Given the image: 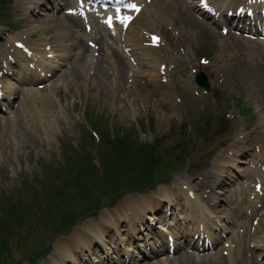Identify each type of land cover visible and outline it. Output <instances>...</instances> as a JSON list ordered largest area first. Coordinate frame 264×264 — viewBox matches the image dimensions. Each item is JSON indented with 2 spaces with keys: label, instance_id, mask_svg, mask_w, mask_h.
Here are the masks:
<instances>
[{
  "label": "rangeland",
  "instance_id": "1",
  "mask_svg": "<svg viewBox=\"0 0 264 264\" xmlns=\"http://www.w3.org/2000/svg\"><path fill=\"white\" fill-rule=\"evenodd\" d=\"M151 4L152 8L150 7L149 11L143 12L142 9L138 14V21L131 19V28L128 32L131 31L133 36V27L137 31L141 23L148 21L155 28L152 31L157 32L164 40L165 44H161V49L167 50L171 55L160 68L162 75L167 70L168 77L166 81L161 80L162 84L167 85L163 87L162 92H158L156 88H151L148 84V81L159 80L155 76L159 70L158 65L152 67L149 57L147 56L148 60H145L137 52L135 59L138 60V66L126 51L128 47H124L125 33L122 31L108 32L104 24H97V29L89 31L92 35H87L79 20L66 17L65 1L58 15L54 16L51 13L54 11L51 5H46L43 10L42 8L40 10L44 11L48 8L51 11L42 13L39 10L41 15L36 16L33 23L29 24L24 19L18 0H0V81L7 82L4 76L8 73L11 82L18 85L14 79H17V69L23 70L24 39L31 42L43 40L48 43L47 46L50 45L55 51L52 65L57 66L56 73L54 74V71L48 73L50 78L46 79L41 87L35 88L34 92L27 91L23 87H14L16 98L10 100L9 104L2 101L4 107H1L4 111L0 112V228L2 230V233L0 232V264H90V260H97V264H108L109 261H111L110 264H159L158 261H164L161 257H166L165 251L152 254L148 250L154 246V241L161 244L156 236L160 233L159 228L171 227L175 233L188 232L191 229V225L184 222L189 219L186 215L188 214V203L191 205V201H186V197L180 194L178 187L174 185L175 182L186 178L194 194L200 195L203 193L200 189L201 181H205L206 186H210L222 179L221 173H216L217 176L215 173H210L211 166L218 156L228 154L231 148L233 150L231 149L230 152L240 151L238 143L235 142V136L238 133L247 139L246 142L242 139L243 142L240 143V146L244 143L245 151L239 157L241 162L237 164L240 170L247 166L249 161L258 162L260 157L262 160L263 153L259 152L261 146L258 147L257 143L258 134L263 128L258 105L263 104L264 108V99L255 80V73L261 70L262 75L259 80L264 79V64L248 62L249 53L244 54L243 51L235 53L236 50H240L238 47L237 49L226 47L225 41L228 37L222 36L217 30L199 20L187 0H151ZM37 12L33 13L34 17ZM55 19L59 20L54 21ZM93 23L90 27H93ZM45 25H47V31L43 33L42 27ZM103 44L109 46L111 54H118L117 56L111 55V61H116L119 67L117 69L115 66L118 70L115 74L103 56ZM69 47L67 58H63L65 61H62V53L59 50ZM221 54L224 60L232 58V62H238V64H233V71L225 73L221 70L225 63H219ZM260 60L264 61L261 50ZM167 62L170 63L167 64ZM126 64L132 71L129 74L130 78H127ZM13 70L15 75H12ZM198 71L206 72L210 77L208 92L197 88L194 83L193 78ZM113 77H116L115 80ZM2 88L0 84V90ZM45 100H48L50 105L44 103ZM85 113H88L90 119L97 120L101 128L110 132L121 131L120 135L123 136L121 143L124 146L122 147L121 144L114 147L107 146V148L98 146V151L94 150L92 140L87 134V132L93 134V131L90 130L89 120ZM148 117L153 121V123L150 122L151 128L147 125ZM194 123L201 132L208 131L210 144L201 152V155L198 154L199 152L195 154L196 145L200 142L196 137L189 136L191 146L188 147L185 142L178 150L180 151L178 158L183 153L185 155L182 157L185 167L183 171L172 167L175 171L168 178L167 183L161 184V179L168 172L163 166L168 162L164 163L160 157L158 160L163 162V165L157 167L155 163L153 179H148L149 182L143 185L144 189L141 187L137 191L127 192L112 199L109 201L110 205L99 209L90 218L81 219L77 225L73 224L66 230L57 232L62 222L70 220L69 216H61L58 222H53L63 211L64 207H61L51 221L40 225L38 221L43 220L34 219V216H31L29 222L33 230L23 229L24 195L34 194V189L52 187V181L55 180L60 181L59 187L63 190L68 186L66 179L69 177L66 171L71 169V166L61 174L55 172L62 169L57 164L61 158V145H66V149L73 147L75 153H79V160H75L74 164L77 163L84 170H89L85 163L90 164L93 161L97 167V171L91 170L94 176L101 175L99 167L102 169L109 167L112 178L126 174L124 181L121 177L114 181L109 180L106 188L108 186L113 188L114 183H118L121 186H127L129 190H134L142 184L135 181L128 182V178L134 174L132 169L138 167L132 160L142 157L139 145L149 147L153 144L155 136L168 137L169 129L171 132L174 129L173 137L178 135L176 133L180 128L191 130ZM137 128L143 130V132L140 131L139 138L137 139L135 135L131 137L134 142L126 144V140L131 138L122 130L130 132L131 135ZM95 138L98 142L99 138L97 136ZM229 138L233 142L223 150ZM233 145L238 148H234ZM78 146L81 147L78 148ZM141 147L146 151V148ZM159 148H154L153 151L157 153L155 149ZM129 149L131 154L126 159L125 155ZM190 151L193 153L187 157L186 154ZM204 152L209 155L214 152L213 155L216 153L218 155L215 159L212 155L209 161V159L205 160ZM155 155L152 154L153 158ZM262 161L264 163V156ZM99 163H101L100 166ZM226 168L228 167H225V170ZM188 169L190 170L187 171ZM244 176L251 184L257 180L249 172ZM223 178L219 187L222 193L225 187L230 185L225 179L226 172L223 173ZM86 179L89 181L88 184L95 185L89 175ZM169 187L170 193L166 189ZM158 189L166 190L165 193L176 196L171 199L160 198ZM234 190L235 186L231 188L227 196L235 195ZM239 190L237 194L239 201L237 200L233 206V214L230 216L238 220L236 223L229 220L226 235L222 236V240L229 239L228 231L232 227L236 232L235 240L240 239L245 233L244 228H238L241 221L246 222L250 230L257 225L255 224L257 218L249 221L246 219V189L239 187ZM208 191L210 189L206 190ZM127 198L128 202L142 209L144 208L141 203L144 200L154 201L157 198L160 202L155 201L153 206L146 207L147 212L144 217L142 216L145 211L138 212L136 209L126 212L113 224L101 226L99 239L89 233L82 240V244L72 246L66 253H58L57 243L59 241L69 239L87 222L99 226L102 222L100 216L106 211L118 210ZM104 200L108 201L109 196L106 195ZM236 207L242 209V214L238 218L234 216ZM258 210L261 211V215L264 214V203ZM50 211L56 212V210ZM6 214L8 215L7 220L2 221ZM177 220L182 224L177 223L176 225ZM130 228H133L135 232H132ZM149 236L152 238L148 242L143 241ZM135 238H137L136 241L133 240ZM193 242L200 247L203 245L202 241L186 239L175 255H169L173 258H169L168 263L179 264L177 261L181 259L185 263L188 262L187 264H190V260L191 263L194 260L197 264H230L229 261L235 262L237 259L236 253L230 254L228 258L224 254H222L223 257H217L220 254L217 253V249L212 252L204 249L199 251L187 249ZM147 243L149 247L145 248ZM160 244L153 248L157 250ZM249 245L248 249L254 252L252 244ZM231 250L232 245L226 243L221 253ZM142 253L146 259L138 263L136 258L138 255L141 257ZM53 254H55L56 263L52 261ZM251 255L249 251L240 254L243 259L249 260L248 262L252 261ZM263 259L264 257L259 261ZM255 261L254 258V262L248 264H257Z\"/></svg>",
  "mask_w": 264,
  "mask_h": 264
},
{
  "label": "bare ground",
  "instance_id": "2",
  "mask_svg": "<svg viewBox=\"0 0 264 264\" xmlns=\"http://www.w3.org/2000/svg\"><path fill=\"white\" fill-rule=\"evenodd\" d=\"M122 1H126L127 3H128V1H134L137 4L138 3H143V1H141V0H122ZM191 1H192L193 4H196V3L198 4V2L200 3L202 0H191ZM214 1H216V2H222V0H210V2L215 5V2ZM228 1L235 2V1H244V0H228ZM18 5L20 7H22L21 10H23L24 16H26V18L30 22H32V19L34 17V14L33 13L39 11L41 8L45 7L46 5L47 6L48 5H51V7H52V9L54 11H57L58 10V7L61 6V4L59 3V0H18ZM126 7L124 9H126ZM72 8L74 9L75 12H79V10H80L76 6V4L74 3V0L72 2ZM146 8H147V5H145L144 10ZM147 11H149V10H147ZM150 12H151V10H150ZM148 17H150V15H148ZM136 21H138V15L136 17ZM81 22L84 25H87L88 24L87 17H81ZM162 22H164V21H162ZM96 24H99V22L96 21ZM96 24L94 25L95 28H97V25ZM130 28H131V26L129 27V29ZM138 29L139 30L135 31V27H133V29H132V32L134 33L133 36L131 35V31H129V32L126 31L125 36H124V43H125V46L124 47H128L129 48L130 56L134 55L135 54V51L137 50V51L143 53V54H140V55L145 60H148L147 59V56L149 57V59L152 62V63L150 62V65H152V67L158 65L159 70H157L155 76L158 77L159 80L157 79V81H155V80L148 81V84H149V86L151 88H156V90H158V92L159 91L162 92L163 91V87L164 86H167V85L166 84H162L161 83V80L163 78L168 79V77H167V70H165V74L162 75L161 69H160L161 67L160 66L163 63H166V61L169 60V56L171 54L167 50L163 51L161 49V44H165L163 39H161V41H160L161 43L159 42V46L157 45V43L153 44V42L151 41V35L153 33L157 35V32H153L152 31L155 28H154V26H152L151 23H149L148 21H146L144 23H141V25H139V28ZM42 31H43V33H45L47 31V25H45V26L42 27ZM115 32H118V31L117 30H114L113 33H115ZM87 35H92V33H89ZM24 40H23V47L26 50H29L28 55L31 56L29 59L28 58L27 59L30 60V61H32L31 63H33V66H32V69L27 68V67L24 68L23 69V72H21V73L18 74L17 79L19 80V79H22V78H27L29 76H31V79H35L36 78V74H37L36 71L39 70V71L42 72V71L45 70L44 69L45 68L44 65H46V63L49 61L46 58V55L49 54V53H51V52H46L44 50V48H41L42 45L43 46L44 45H48V43L43 42V40H40L39 42L38 41L37 42H31V41H24ZM103 47H104V55L103 56L106 58V60H107V62L109 64L110 69L113 70L114 71V74H115V71H118L117 69H119V67H118V64H117L116 61H111V55L117 56L118 54L117 53H112L111 54L109 52V46H106V44H103ZM59 51L62 53L61 56L64 59H66L67 58V53L70 51V47L69 48H65L63 50H59ZM261 55H262V59L264 60V48L261 49ZM134 61L137 62L138 60L134 58ZM169 63L170 62H167V64H169ZM87 64H88V62H87ZM137 65L139 66V63L138 62H137ZM115 66L117 67V69H115ZM126 66H127V70H126L127 71V78H130L129 74L132 71H131L130 67L127 64H126ZM102 74H104V73H102ZM120 75H121V73H120ZM115 78H114V80H115ZM95 79H96V77H95ZM5 83H7V84H5ZM3 85L5 86V89H6L4 91L5 92V97H4V100L3 101L6 102L7 104H9V101L12 100V99H14V97L16 95V90H15L14 87L20 88V86H18V85L16 86L14 83L11 82V80H7V82L5 80H3ZM27 89L32 90L31 87H29ZM165 94H166V92H165ZM44 103L50 105V103L48 102V100H45ZM258 110L260 111V121L262 123V127L263 128H262V131L260 132V135L258 136L259 139H258V142L257 143H260V146H261V148H262V150L264 152V108L262 107V105H258ZM242 139H243V135L241 133H238V135L235 136V142L238 143L237 144L238 147H241L240 146V143L243 142ZM124 141H125V139H124ZM237 146L233 145L234 148H238ZM238 154H239V152L238 153L237 152H231L232 158L230 157L229 153L228 154L224 153L221 156H218L217 159H216V161H215V163L211 166L212 169H211V172L210 173H212L214 171L215 172L223 173V172L226 171L225 170V167H228V168H226L227 170H231L232 169L231 166L230 165H227L225 162H228L229 161L230 164H232L233 161L235 162V160H232V159L235 158L236 155H238ZM262 160H263V156H262ZM262 160H261V157H260L258 163L264 166V163H263ZM142 173L143 174H147V172H145V171H142ZM216 176H217V174H216ZM174 185H176L178 187V190L182 192L181 194L184 196V198L186 197V201H189V200L191 201V205L192 206L189 207L187 217H190V218H193V219L196 220V223H194V226H195V231L196 232L198 231L199 235L201 234L200 230H202V229H204V232L205 233H207L208 235H210L207 232V231H209L211 233L210 224L211 225L220 226L221 229H222V231H224L223 230L224 229V226L220 222L222 220L221 213H224L225 214V218H226V216H227V210L224 209V211H223V209H221L222 210L221 211L219 209V207H217L218 206L217 203H220L221 202V199H220L221 195H220V193H218L216 195V194H214L212 192L211 193L209 192L205 196L206 200H204V199H201L199 196H196L194 194L193 188L190 186V184L186 180V178L175 182ZM166 189L168 190L170 188H166ZM247 189H248V185H247ZM157 191L159 192V197L160 198L171 199L173 197L172 194L169 195V194L165 193L166 190L158 189ZM167 192L170 193V190H168ZM204 194H206V193H204ZM259 197H260L259 195H256L255 196V200L258 199ZM139 201H142V199H139ZM155 201L157 203L160 202V200L157 199V198L154 201L144 200L143 203H141L142 204V207L144 208V209H142L138 205H133L132 203L128 202V199H125L124 202L119 206V209L118 210L115 209V210H111V211H106V212H104V214H102L100 216L102 222H101V224H99V226H98V224H93V223L87 222L86 225H84L82 228H80L77 231H75L73 233V235L69 239L63 240V241H59L57 243V246L59 247V248H57L58 253H62V252L66 253L67 250H70L72 248V246H76V245H78L80 243L82 244V240L85 238V236H88L89 233L93 234L94 237H99L100 229L103 226L109 225V224H113L119 217H122L123 215H125L126 212H132V211H135L136 209H137L138 212H144L145 211V208L146 207L153 206L155 204ZM126 204H128V205L126 206ZM193 209H194V211H193ZM235 212H236V210H235ZM246 215H247V218H248L247 220H249L250 217H253V219H256V217L259 216L257 218V219H259V223L261 221L263 223H262V226L261 227H259L257 225L254 228V232L253 233H250V231H249V232L246 233V235L241 236L242 242L245 243V242H248L247 240L257 239L256 243L257 244H261V247L264 248V214L261 215V211L256 209L255 202H249V205L246 208ZM232 221H234V220H232ZM230 222H231V220H230ZM196 225H197V227H196ZM200 226L202 227L201 229H200ZM130 229H131L132 232H135V230L133 228H130ZM258 230H259L260 235L259 236H256ZM232 241L235 243V240L234 239H232ZM169 243H170V245H173V239L172 238H170ZM198 247L199 246H196V248H198ZM254 248H257V246H254ZM166 250H168V247H166ZM247 251H248V248H247V246L245 244H241L238 248L234 249L233 252L237 254L236 255L237 256V259H236L235 262L229 261L230 264H248V263H251L252 261L251 262H248L249 260L247 261V260H245V259L242 258L243 256L242 257L240 256L241 253H244V252H247ZM234 255L235 254H233V256ZM54 256H55V254H53L51 258H53L52 261L54 263H56V261L54 260L55 259ZM226 257H225V259H226ZM190 261H189V263H190Z\"/></svg>",
  "mask_w": 264,
  "mask_h": 264
},
{
  "label": "trees",
  "instance_id": "3",
  "mask_svg": "<svg viewBox=\"0 0 264 264\" xmlns=\"http://www.w3.org/2000/svg\"><path fill=\"white\" fill-rule=\"evenodd\" d=\"M89 123L99 136V141L96 142V139L88 133V136L92 140L94 150L98 151V146H104L105 148H107V146L114 147L117 144H121L122 147L124 146L121 143L123 136L119 133L112 134L107 129L101 128L97 120H90ZM126 144H130V141L126 140ZM79 147L81 146H78V148ZM153 150L143 155L139 176L132 179L128 178V182L135 181L144 183L146 178H150L155 174L154 170L156 168L154 165L156 163L157 167H159V164L157 156L155 155L154 158L152 156L153 153L156 154ZM156 150L158 149H155V151ZM85 151L88 153L87 148H85ZM75 152L76 151L73 147L66 149L65 146H61V158L57 164L58 167L62 169L55 172L61 174L66 170V168L71 166V169L66 171L69 179H66L68 186L65 187L64 190L59 187L60 181L55 180L52 181V187H43L40 190L34 189V194L28 193L23 196V220H25V222H23V229L33 230V227L29 222V218L31 216H34V219L43 220L38 221V224L40 225L43 222L51 221L57 215L58 210L61 207H64L61 214L53 221L58 222L61 216H69L70 220H66V222H62L60 226H58L57 232L64 231L71 225L77 223V221L81 218L96 214L99 209L109 204V201L126 191L128 187L121 186L118 183H114L113 188L111 186L106 188L109 180L114 181L116 178L121 177L124 181L126 179V174L112 178L110 177L109 167L104 169L100 167L101 175L94 176L91 170L97 171L95 163L93 161L90 164L86 162L85 165L89 167V170H84L80 165H77V163L74 164L75 160H79V153ZM129 154H131L130 149L125 155L126 159ZM139 159L140 158L138 157L132 160L138 167L140 164ZM138 167H135L132 171L135 173ZM142 171L147 172V174H143ZM87 175H89L91 181L95 183L94 186L88 184L89 181L86 179ZM100 190H102L101 193H99ZM94 191L96 192L94 193ZM106 195L109 196L108 201L104 200ZM50 210H56V212L52 213ZM4 218L5 219L2 221L7 220L8 215L6 214ZM0 232L2 233L1 228Z\"/></svg>",
  "mask_w": 264,
  "mask_h": 264
},
{
  "label": "water",
  "instance_id": "4",
  "mask_svg": "<svg viewBox=\"0 0 264 264\" xmlns=\"http://www.w3.org/2000/svg\"><path fill=\"white\" fill-rule=\"evenodd\" d=\"M197 82H198V85L199 86H202L204 88H207L208 84L207 82L205 81V79H200V78H197Z\"/></svg>",
  "mask_w": 264,
  "mask_h": 264
},
{
  "label": "snow or ice",
  "instance_id": "5",
  "mask_svg": "<svg viewBox=\"0 0 264 264\" xmlns=\"http://www.w3.org/2000/svg\"><path fill=\"white\" fill-rule=\"evenodd\" d=\"M134 7V6H133Z\"/></svg>",
  "mask_w": 264,
  "mask_h": 264
}]
</instances>
